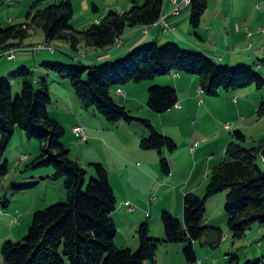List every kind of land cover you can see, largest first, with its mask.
Masks as SVG:
<instances>
[{"label": "trees", "instance_id": "1", "mask_svg": "<svg viewBox=\"0 0 264 264\" xmlns=\"http://www.w3.org/2000/svg\"><path fill=\"white\" fill-rule=\"evenodd\" d=\"M46 1L35 2L24 23L4 28L0 22V51L8 54L21 48L31 37L33 28L43 31L49 45L72 41L75 49L80 42L97 49L113 47L128 28L155 25L163 15L164 5V0L135 1L129 11H110L100 24L81 32L71 23L74 18L71 0L44 4ZM190 8L192 25L197 28L207 11L208 0H191ZM94 10L97 12L96 7ZM51 68L60 79L71 84L84 110L98 113L110 124L137 122L146 126L150 136L142 140L141 147L159 153L164 149L173 153L178 145L148 120L133 117L126 107L118 104L112 94L113 87L155 80L174 71L197 75L204 94L210 97L219 96L221 91L252 86L264 89V78L254 68L231 69L203 53L187 52L171 44L142 45L124 58L99 66L53 64ZM17 76L22 77V92L17 98L12 95L11 82L0 81V156L8 149L16 128H22L29 139H37L42 146V154L34 166L53 167L50 179L64 180L68 199L35 214L30 232L22 242H6L2 250L3 264H66L67 260L69 264L155 263L159 247L164 244H182L186 262L197 264L195 244L198 241L214 250L225 241L220 227L204 224L208 202L223 192H227V222L234 241L243 240L254 225L264 229V141L259 147L247 148L244 146L247 136L242 130H235L226 148V159L212 170L205 195L189 193L184 197V221L164 212L163 239L150 237L147 221L137 232L138 251L118 249V230L113 219L118 199L108 169L103 164H93L96 178L84 190L87 171L70 158V150L62 142L66 130L48 112L53 103L48 85L37 90L35 72L28 68L20 69ZM148 95V106L156 114L169 112L179 102L177 90L169 86H153ZM257 113L264 117V102ZM160 164L165 175H170L168 158L162 155ZM8 173L7 164L0 166V180ZM263 262L264 256L244 264ZM231 264H240L239 258L232 259Z\"/></svg>", "mask_w": 264, "mask_h": 264}, {"label": "rangeland", "instance_id": "2", "mask_svg": "<svg viewBox=\"0 0 264 264\" xmlns=\"http://www.w3.org/2000/svg\"><path fill=\"white\" fill-rule=\"evenodd\" d=\"M17 1L19 2L21 0ZM62 1L63 0H52L50 3H60ZM112 1L113 0L95 1V4H97L100 10L98 13L92 11L93 1H89L91 4V15L88 17L87 21L89 25L95 24V20L98 18V16L104 18L108 14L109 11L106 9L107 5L105 2L110 3ZM185 1L186 0H184L182 3H175L173 0V2L176 4V8H179L180 10L178 14H174V11L176 9L175 8L173 11L174 16H179L182 12L183 7H188L184 8L183 13L187 11H190L191 13V0L189 4H187ZM29 2H31V0H25L20 3L8 2L6 5L0 6V14H2L3 17V22H1L2 26L4 28L10 26V24H8L9 16L6 14H9L11 12V9L15 13L17 11L16 6L20 7L22 5H26L28 6V8L29 6L31 8ZM73 2L75 3L76 9L78 10L77 12L81 11L80 5L82 0H73ZM223 2L224 1L220 0H208V8L205 16L206 20L214 18V16L219 11H221L219 20L220 23H225L226 17H232L229 13V9H226V6L228 2H230V0H225V5H223ZM235 2L237 6H239L241 3L242 7L236 8V13L233 14L234 17L235 15H237V13L238 15L240 14V17H242L243 14H246V12H251L253 10L252 8L248 7L249 0H235ZM121 5L123 4L121 3ZM83 15L84 14L82 13H77L76 17H74L71 22L72 25L78 26L80 24L78 23L80 20L79 17ZM259 19L262 20L261 25L264 27V9L262 12H260ZM166 21L167 24L170 25L169 21ZM189 23L191 26H193L192 14H190ZM153 26L157 25L155 24ZM148 28L149 27H146V32L148 31ZM163 29L165 31L164 27ZM32 31L36 32L37 34L33 36V38L30 37L26 39L25 42L27 44H36L32 47L24 49V51L22 52L17 53L16 50L18 60L14 61L15 66L9 65L10 61L7 60L8 70L5 75H0V81L9 80L12 85V95L14 98H17L22 92V77L17 76L20 69H22V66H18L17 64L22 59H24V53L27 54L25 60L27 61L28 67L26 68L35 72V88L39 90L43 89L46 84L48 85V89L53 99V103L48 107V112L52 118L55 117L57 118V120H60L61 125L66 130V134L63 137L62 142L66 146V148L70 150V158L73 161L78 162L81 167L87 171L86 184L84 187V190H86L91 180L96 178L94 167L92 165H89L90 158L92 156H95L97 158H102L103 160L108 161L116 157L118 155L117 150L120 149V143L122 141L123 133L118 129L117 126H115L117 135L112 134L111 131L110 133H107L106 139H108V142L110 143L109 146H106L107 143H104L102 140L98 141L96 144H92L88 140V136L84 141L79 138L76 131L77 127L74 128V124L76 123L74 121L79 118V116L82 118L83 123L79 122L77 124H81L82 127L84 126V130L85 128H88V126L84 125V123L87 121L89 123V118L92 119L95 126H99V121L94 120V115H96L98 119H102V121H105V123H107L108 121L103 116L94 111L84 110L71 84L67 80L60 79L52 70L51 66L53 64L67 65L72 67L90 66V59H84L85 56H89L91 58L92 55H94L95 50L99 49H90L89 47H87L85 42L78 43L77 49L73 47L72 41H56L49 45L46 43L45 35L41 29L33 28L31 30V33ZM171 31L172 28L165 32L167 33ZM118 42H120V40H118L116 44H118ZM223 42L224 44H226V48L231 47L228 41L223 40ZM150 43L151 42L146 44ZM228 43L229 45H227ZM42 44L46 45L48 48L49 46H54L56 48L55 54H52L48 48L46 50L36 52L35 49ZM169 44L175 45L187 52H196L194 50L187 49L185 45L179 46L171 42H161L159 44V47H164ZM246 46L247 45H237V54L234 58H230V55L225 54L228 52V50L224 47L227 52L222 50L224 52H222L221 56L226 58V61H224L225 67H229L226 64H232L230 65L232 66L231 69H236L240 66H244L254 68L256 71H258L257 65L258 63H260L258 59L261 57H258L259 55H255L253 59H250L249 53L245 54V49L242 50V48ZM30 48L32 49L30 50ZM76 59H79L80 62H78ZM115 61L117 60L111 62ZM45 63H49V65H45ZM97 66H99V64ZM177 75H191L192 77L194 76L198 80L199 84V77L197 75L185 72L176 73L173 71L169 75L159 76L156 79L174 81L177 80ZM152 82L153 80L143 81L141 83H129L125 86L120 87L124 90L123 92L125 94H120L118 92V88L113 87V97L118 104L126 107L133 117L145 119L142 116L137 117L136 114L141 101L145 103L150 113L153 112L148 106L149 88H147L149 83ZM166 86L175 88L172 85ZM200 91L202 92V94H200ZM199 94L201 96L198 98V101L201 97L203 98L200 100V104H202L204 100L205 106L207 107L206 110L202 112L199 118L193 117L188 121L183 120V123H181L178 129H171L177 136L175 142L178 145V149L175 151V155L177 156L178 164L181 162V160L188 161L190 159V161H193L196 157H199L203 152L202 149L204 148L203 137L207 138L208 136H212L214 134H217L218 139L213 143H210L212 145L220 146V151L218 152V155H216V165H220L226 159V148L231 143L233 139L232 133L235 130H242L243 133L247 136V141L246 143H244L245 147L254 148L259 147L262 144V142L264 141V117L261 118L258 115L257 110L259 106L264 102V89L258 90L255 86H252L230 92L221 91L219 96L210 97L204 94L203 89L200 87ZM132 96L138 98L139 100L135 104L125 106L128 99L133 98ZM175 107H179V105L177 104ZM194 122H197V125H195ZM142 125L141 127L144 126ZM155 126L160 130H162L161 128H164L165 126H167L169 130L170 127H175L173 121H171L169 118H166L165 120L161 119V121H156ZM227 126H229V128H227ZM197 133L200 134V137L198 139H193V142L195 145V143L198 141L201 143V146L196 154L191 152V147L189 149L188 146L190 145V141H192V138H196L195 135H197ZM162 135L167 137V135ZM221 148L225 149L221 150ZM188 150H190L192 158L187 157L189 156ZM167 152L168 151L165 149V153ZM154 153L159 156L158 151ZM41 154V143L37 139H29L25 131L22 128L17 127L8 149L5 151L3 156H0V166L7 164L9 168L8 175L0 180V264H3L4 261L2 254L4 244L6 242H22L30 232V228L32 227L34 222L35 214H37L38 212H43L51 206L67 202L68 198L65 190L64 180L50 179V177H52L54 174L53 167L34 166L35 162L38 160ZM211 154L212 153H209L207 158H210ZM160 162L161 159H159L160 171L163 175H165V173L161 169ZM259 163L261 164L262 161H259ZM177 170L179 172L178 176L179 174L188 171L187 169L182 168H179ZM133 176L135 178H132L131 182H133L134 185H138L139 187L146 189V187L148 186V183L146 181L147 178L144 175L139 174L138 172H134ZM118 180H121L120 177ZM134 185H132V188L135 187ZM204 188H207V185H205ZM115 189L118 203L117 210L113 213V219L117 225L118 230L116 237V246L120 250H132L133 252H136L139 249L140 242L137 233L139 229H133V226L131 224L133 221L140 222L139 228L143 223L148 221L150 227V237L154 238L155 240H161L158 234L159 230L161 231V228L163 227V213L170 212L176 214V212H178L179 205L181 208V200L182 204L184 205L183 199H181L180 201H177L175 199L174 201L166 200V203H160L156 206V204L153 202L158 199H162V195L154 190L150 194L151 196H149V198L142 195L143 201L141 202L144 204V207H141L139 205H136L134 207L130 202V205L128 206L126 203L125 207V203H123L120 195L121 191L118 190L117 183H115ZM204 195L205 193H203L202 196ZM151 198L152 202L150 200ZM226 203L227 192H223L215 196L207 204V212L204 224L207 226L215 225L220 227L224 231L226 238L222 245L215 250L211 249L210 247H204L201 241H198L195 244V250L199 259V262L197 264H231L232 259L235 260L236 258H239L240 264H244L249 260L247 259L246 255L252 251L255 252V256L251 259L263 258L264 256V230L260 231V227L258 225H254L243 240L234 241L231 238V232L229 230L227 222ZM167 205L170 206V210L164 211L163 208ZM181 221L183 222L184 219L181 218ZM126 236L130 237L129 242H126ZM182 246V244H164L159 247L155 263L147 262L146 264H188L183 253L184 247ZM259 251L260 253H258ZM66 264H69L68 260L66 261Z\"/></svg>", "mask_w": 264, "mask_h": 264}, {"label": "crops", "instance_id": "3", "mask_svg": "<svg viewBox=\"0 0 264 264\" xmlns=\"http://www.w3.org/2000/svg\"><path fill=\"white\" fill-rule=\"evenodd\" d=\"M22 1L25 0H21L19 2L17 0H0V6L6 5L8 2L20 3ZM37 1L39 0H31L29 4L32 7L33 4ZM51 1L52 0H47L44 4L50 3ZM89 1H93L92 11L95 12L94 9L96 7L98 13L100 10L97 4H95V1L97 0H82L80 5L81 11L79 12H77L78 10L76 9L75 3L73 2V0H71L74 6V17H76L77 13L84 14L83 16L79 17L80 20L78 23L80 24L78 26H74L76 30L81 32L89 29V27L92 26L91 24L89 25V23L87 22L88 17L91 15V4ZM135 1L140 0H113L110 3H107V1L105 2L107 5L106 9L109 12L117 11L119 13H124L126 11H129L133 7ZM183 1L184 0H177V2L180 3H182ZM220 1H224L223 5H225V0ZM121 3L123 5H121ZM237 7L241 8V3L239 6H237L235 0H230V2H228L226 6V9H229V13L232 17H226L225 23L219 22L221 11H219L214 16V18H210L209 20H206L205 13L200 25L197 28H194L189 23L191 14L190 11L183 13L184 8L188 7H183L181 14L179 16H174L173 11L176 8V4L173 2V0H164L162 16H166V20L169 21L170 26L172 28L171 32L166 33L163 29L162 24L149 27L147 32L146 27L144 26L128 28L120 39V42H118V44L113 47L95 50L97 48L87 45V47L95 50V52L91 58L89 56H85L84 59H90V66H97L98 64L100 65L124 58L133 50L149 42L157 43L158 45L161 42H171L179 46L185 45L187 49L194 50L198 53H203L214 62L225 66L224 61H226V58L222 57L221 55L222 52H227L224 49V47L226 48V44H224L223 42V40H226L230 43L231 47L226 48L228 52L225 54L230 55V58H234L236 56L237 45H247L246 47H243L242 50L245 49V54L249 53L250 59H253L255 55H259L258 57H261L258 59L260 63H258L257 65L258 71H255L257 72V74L261 75L264 78V27L261 25L262 20L259 19V14L264 9V0H249L248 7L252 8L253 10L251 12H246V14H243L242 17H240V14L238 15V13L237 15H235V17L233 16V14L236 13ZM30 9V6L28 8V6L26 5H22L20 7L16 6L17 11L15 13L11 9V12L9 14H6L9 16L8 24L13 25L26 22ZM102 19L103 17L98 16L95 22L97 20L101 21ZM0 22H3L2 14H0ZM36 34V32L32 31L31 38H33V36H35ZM229 43L227 45H229ZM35 44L36 43L27 44L26 42H24L23 46L17 49V53L22 52L24 51V49L32 47ZM31 49L32 48H30V50ZM17 53L15 51L16 58ZM23 57L24 59L18 62L17 65L22 66V68H26L28 67L27 61L25 60L27 54L24 53ZM16 58L10 60L6 55V52L0 51V75H5V73H7V60L10 61L9 65L15 66L14 61L18 60V58ZM226 65H228L230 68L232 67L230 66L232 64ZM176 79L177 80L174 81L156 79L153 80L152 83H149L147 88L150 89L151 87H153V85H159L161 87H167L166 85L174 86L178 94L179 107H175L165 114H156L154 112L150 113L145 103L141 101V104L139 105L136 114L137 117H144L145 120H148L154 126L155 129L157 128V130L160 131L162 134L167 135V137L169 136L174 140L177 138V136L175 132H173V130L171 129H178L181 123H183V120L188 121L190 118L193 117L199 118L202 112L207 108L205 106L204 100L203 103L200 104V100L203 99L202 97L198 101V98L201 96L199 94L200 81L198 84V80L194 76L192 77L191 75H177ZM119 89L124 91L121 88H118V91ZM138 100L139 99L136 97L130 98L128 99L125 106L135 104ZM94 118V120L99 121V126H95L91 118H89V123L88 121L84 123V125L88 126V128H85V131L87 133L88 140L92 144H96L98 141L102 140L104 143H107L106 146H109L110 143L108 142V139H106L107 133H110L111 131L112 134L117 135L115 131V126H117L118 129L123 133L122 141L120 143V149L117 150L118 155L116 157H114L112 160L106 161L102 158L92 156L89 160V165L101 163L108 169L111 184L114 188V191L116 192L115 183H117L118 190L121 191L120 195L123 200V203H125V207L126 203L129 202L134 207L136 205L144 207V204L141 202L143 201L142 195L149 198V196H151L150 194L154 190H156L160 195H162V199H158L153 202L156 204V206L160 203H166V200L174 201L175 199L177 201L183 199L184 203V197L189 193H194L199 196H202L203 193H205L206 188L204 187L205 185H208L210 181L212 170L216 166H218L216 165V155H218V152L220 151V146L211 144L218 139L217 134L208 136L207 138L203 137L204 148L202 149L203 152L200 154L199 157H196L193 161H190V159L188 161L181 160V162L178 164L175 152L165 153L164 149L162 153H159L158 156L156 153H154L156 152L155 150H144L141 147L142 140L144 138H147L150 134L149 130L144 127L141 123L135 122L133 124H110L109 122L105 123V121H102V119H98L96 115H94ZM166 118H169L171 121H173L175 127H170L169 130V128L165 126L164 128H161L162 130H160L158 127L155 126L156 121H161V119L165 120ZM55 119L57 120V118ZM58 121L60 122V120ZM74 122H76L74 124V128H76L78 126H81V124L77 123H83V120L79 116V118H77ZM194 124L197 125V122H194ZM141 125L143 127H141ZM199 135L200 134L197 133V135H195L196 138H192V141H190V145L188 146L189 149L191 147V152L196 154L199 151L201 143L197 141L194 145L193 139H198L200 137ZM223 149L225 148H221V150ZM209 153H212L211 157L207 158ZM161 154L167 157L170 162L172 168L170 175L165 176L160 171L159 159H161ZM188 155V158H192L190 150H188ZM179 168L187 169L188 171L179 174L178 176L179 172L177 169ZM134 172H138L139 174H142L147 178L146 181L148 183V186L146 187V189H143L138 185H134L133 182H131L132 178H135L133 176ZM119 177L121 179L120 181L118 180ZM132 185H134L135 187L133 186L134 188H132ZM150 200L152 202V198ZM180 203L181 208L179 205L178 212H176V214H172L181 219L184 217V205L182 204V200L180 201ZM169 207L170 206L168 205L164 206L163 210L169 211ZM139 223L140 222L138 221H133L131 223L133 229H139ZM259 230L262 231L264 229L260 228ZM158 236L160 239L164 238L163 227L161 228V231L159 230ZM129 241L130 237L126 236V242ZM258 253H260V251ZM254 256V251L249 252L246 255L247 259H251Z\"/></svg>", "mask_w": 264, "mask_h": 264}, {"label": "built area", "instance_id": "4", "mask_svg": "<svg viewBox=\"0 0 264 264\" xmlns=\"http://www.w3.org/2000/svg\"><path fill=\"white\" fill-rule=\"evenodd\" d=\"M174 2L175 3H177V1L176 0H174ZM186 2V1H185ZM180 12V10H179V8H176L175 9V11H174V14L175 13H179ZM101 22L99 21V20H97L96 21V23L95 24H100ZM162 26L165 28V31H168L170 28H171V26L169 25V24H167V22H163V24H162ZM47 49V46L46 45H40L38 48H36L35 49V51L36 52H40V51H42V50H46ZM52 54H55V51L56 50H49ZM10 60H12V59H15L16 58V56H10V57H8ZM120 94H125L122 90H119L118 91ZM201 94V93H200ZM202 102V101H201ZM227 128H229V126H227ZM76 131H77V134H78V137L79 138H81L83 141L86 139V137H87V134H86V132H85V130H84V128L81 126V127H77L76 128ZM127 205L129 206V203H127Z\"/></svg>", "mask_w": 264, "mask_h": 264}, {"label": "bare ground", "instance_id": "5", "mask_svg": "<svg viewBox=\"0 0 264 264\" xmlns=\"http://www.w3.org/2000/svg\"><path fill=\"white\" fill-rule=\"evenodd\" d=\"M186 3L189 4V3H190V0H186ZM163 22H167V21H166V16H165V17H162V18L160 19V21H159L158 23H156V25H158V24H163ZM47 48H48V47H47ZM48 49H49V50H56V48H55L54 46H49ZM7 55H8V57H10V56H15V50L8 52ZM200 93L202 94L201 91H200ZM129 205H130V203H129ZM131 209H132V208H131ZM133 212H135V211H133Z\"/></svg>", "mask_w": 264, "mask_h": 264}]
</instances>
